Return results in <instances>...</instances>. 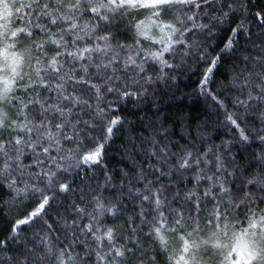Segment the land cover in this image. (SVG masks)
I'll return each mask as SVG.
<instances>
[{
    "label": "snow or ice",
    "instance_id": "6c2138e0",
    "mask_svg": "<svg viewBox=\"0 0 264 264\" xmlns=\"http://www.w3.org/2000/svg\"><path fill=\"white\" fill-rule=\"evenodd\" d=\"M0 264H264V0H0Z\"/></svg>",
    "mask_w": 264,
    "mask_h": 264
},
{
    "label": "trees",
    "instance_id": "16d2710c",
    "mask_svg": "<svg viewBox=\"0 0 264 264\" xmlns=\"http://www.w3.org/2000/svg\"><path fill=\"white\" fill-rule=\"evenodd\" d=\"M197 78L196 75H192L190 78H182L180 81L181 91L191 93L195 88ZM182 104L185 110H190L194 116L207 111L205 100L195 95L185 98ZM220 119H223V117L221 116Z\"/></svg>",
    "mask_w": 264,
    "mask_h": 264
}]
</instances>
